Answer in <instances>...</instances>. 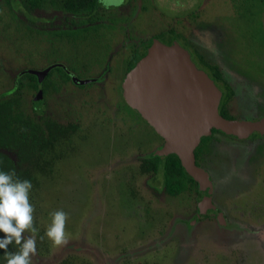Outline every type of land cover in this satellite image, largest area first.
I'll use <instances>...</instances> for the list:
<instances>
[{"label": "rangeland", "instance_id": "obj_1", "mask_svg": "<svg viewBox=\"0 0 264 264\" xmlns=\"http://www.w3.org/2000/svg\"><path fill=\"white\" fill-rule=\"evenodd\" d=\"M38 2L33 22L0 3V95L21 71L65 66L70 79L54 72L40 98L25 87L20 106L75 130L27 162L7 151L32 185L30 264H264V137L210 141L200 166L223 222L200 217L198 193L167 194L162 168L142 169L163 139L121 93L133 48L173 28L220 66L234 118L264 116V0H110L120 21L74 38L39 28L85 11L86 0ZM57 209L67 213L59 245L44 235Z\"/></svg>", "mask_w": 264, "mask_h": 264}, {"label": "water", "instance_id": "obj_2", "mask_svg": "<svg viewBox=\"0 0 264 264\" xmlns=\"http://www.w3.org/2000/svg\"><path fill=\"white\" fill-rule=\"evenodd\" d=\"M48 69L38 75L39 98ZM121 93L128 106L162 137L158 155L162 158L175 153L197 182L200 217L214 216L223 222L222 212L211 202L209 173L195 162L194 149L212 128L235 139L246 138L254 131L264 137V116L234 118L220 114L221 91L204 70L195 66L188 50L177 40L166 43L154 39L128 70Z\"/></svg>", "mask_w": 264, "mask_h": 264}, {"label": "trees", "instance_id": "obj_3", "mask_svg": "<svg viewBox=\"0 0 264 264\" xmlns=\"http://www.w3.org/2000/svg\"><path fill=\"white\" fill-rule=\"evenodd\" d=\"M0 3L4 4L12 14L17 15V12L22 14L24 18L26 16L27 18L25 19L29 22H33L30 16L31 12L39 8L38 0H0ZM112 4L110 0H86L85 11H73V13L60 17L59 21L53 22L47 28L44 25L41 26L39 30L46 32L49 36L56 34L72 38L80 36V31L84 29H93L105 22L116 23L120 21L121 18L115 15L116 12L109 9ZM40 22H43L42 19ZM155 38H159L166 43H170L172 40H177L180 43L181 41L179 40H182V34L170 28L159 32ZM154 39L140 43L133 48L128 69L145 53L146 47ZM182 41L184 42L183 46L192 51L195 62L205 67L206 71L213 76L219 85L221 96L218 102V112L224 117H234L228 112L227 105L233 98L235 91L224 76L220 66L206 59L188 40ZM54 72L63 79H70V74L66 67L57 64L45 73L41 81L43 92L48 90V80ZM38 85V75L34 71H21L14 77L12 88L6 94L0 95V170H14L15 176L20 179H29V171L19 168L9 156L8 150L14 151L16 160L19 163L27 162L37 151L51 147L53 142L67 137L75 130V125L73 124L62 125L49 117H44L40 120L34 117L35 112L32 115L23 112L20 106L23 89L30 87L36 91ZM216 134L228 137L217 128H212L209 135H202L194 149L195 162L198 165L201 164V157L209 150V143ZM251 134L259 136L257 131ZM141 167L143 170L151 172H156L159 167L162 168L163 187L167 194L177 195L185 191L197 193V182L185 171L178 156L173 152L166 154L162 158L158 153L146 156L142 159ZM197 200L199 202L200 199L197 198ZM18 248L19 245L12 243L8 245L7 251H16ZM4 252V249H0V262L3 260ZM61 264L67 263L63 261Z\"/></svg>", "mask_w": 264, "mask_h": 264}, {"label": "clouds", "instance_id": "obj_4", "mask_svg": "<svg viewBox=\"0 0 264 264\" xmlns=\"http://www.w3.org/2000/svg\"><path fill=\"white\" fill-rule=\"evenodd\" d=\"M31 187V181L16 177L14 170H0V232L4 233L0 236V249L5 250L0 264H30V254L36 251L37 229L33 226V206L29 202ZM49 216L44 235L59 245L64 240L67 213L57 209ZM25 229L33 235L22 236ZM12 243L19 248L9 252L8 245Z\"/></svg>", "mask_w": 264, "mask_h": 264}, {"label": "flooded vegetation", "instance_id": "obj_5", "mask_svg": "<svg viewBox=\"0 0 264 264\" xmlns=\"http://www.w3.org/2000/svg\"><path fill=\"white\" fill-rule=\"evenodd\" d=\"M157 35V34H156ZM155 35V36H156ZM154 36V37H155ZM154 39V38H153ZM155 39H159V38H155ZM163 41V40H162ZM152 42V41H151ZM150 42V43H151ZM143 43V42H142ZM185 47V46H184ZM147 48V47H146ZM186 48V47H185ZM187 50H188V52H189V55H190V58L192 59V61L194 62V64H195V66L196 67H198V68H201L202 70H204L205 72H206V74L212 79V81H213V83L218 87V89L220 90V88H219V85L217 84V82H216V80L213 78V76H211L207 71H206V69H205V67H202V66H200V65H198L196 62H195V59H194V57H193V53H192V51L189 49V48H186ZM145 51H146V49H145ZM210 177V176H209ZM212 189V188H211ZM209 194H211V193H209ZM211 197V196H210ZM211 202H212V200H211ZM213 203V202H212ZM215 205V204H214ZM217 207V206H216ZM218 208V207H217ZM219 209V208H218Z\"/></svg>", "mask_w": 264, "mask_h": 264}]
</instances>
